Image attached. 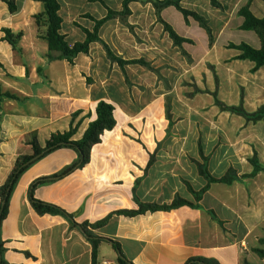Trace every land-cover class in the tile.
<instances>
[{
    "label": "crops",
    "instance_id": "1",
    "mask_svg": "<svg viewBox=\"0 0 264 264\" xmlns=\"http://www.w3.org/2000/svg\"><path fill=\"white\" fill-rule=\"evenodd\" d=\"M123 1L58 0L61 33L70 46L84 42V30L93 32L110 10L117 13L100 27L101 41L71 65L48 58L47 27L35 19L44 12L41 2L17 0L12 13L0 0V188L18 157L32 154L33 139L44 146L53 134L69 131L72 116L81 112L74 136L80 140L105 101L114 106L117 124L93 147L90 162L34 192L37 200L62 208L78 224L113 214L107 225L93 230L106 239L96 264H120L107 240L120 243L132 264H186L196 257L264 264L255 251L264 250V172L251 176L250 162L256 156L264 166V121H248L216 103L217 98L228 106L243 104L249 113L264 105V66L255 69L256 63L240 59L242 51L233 47L261 49L259 36L241 29L245 19L239 11L250 4L254 16L264 19V1L217 0L221 7L212 0L182 1V8L208 21L212 42L195 19L175 7L163 9L162 20L191 41L181 46L151 3L132 2L130 14L122 16ZM6 29L22 34L17 50L4 39ZM104 45L118 58L144 60L152 69L122 68ZM189 85L195 96L188 101L181 96L183 89L190 92ZM202 154L214 177L233 170L241 178L212 183L197 202L187 183L197 192L207 185L196 164L203 162ZM78 158L73 149L62 148L22 175L0 228L6 264H93V246L84 232L63 216L40 215L29 199L35 180L61 172ZM177 197L199 207L133 218L114 214L138 209L137 200L171 204Z\"/></svg>",
    "mask_w": 264,
    "mask_h": 264
},
{
    "label": "trees",
    "instance_id": "2",
    "mask_svg": "<svg viewBox=\"0 0 264 264\" xmlns=\"http://www.w3.org/2000/svg\"><path fill=\"white\" fill-rule=\"evenodd\" d=\"M36 1L41 2L44 5V12L36 15L35 19L38 26L41 27L45 25L47 27V31L43 37L48 42V46H49L48 58L50 60H55V59L66 60L71 65L75 64V59L80 54L89 53L90 45L92 43L101 41L99 37L100 27L106 21L112 19L117 15L116 12L110 10L108 16L105 19L96 22V26L93 32H90L89 30H84L87 35V38L84 42H79L73 46H70L66 41V36L61 33L63 20L59 15L60 4L58 0H36ZM90 1L101 2L104 4V0H90ZM182 1L184 0H124L123 1L124 10L122 12V16H126L130 14L129 4L132 2L151 3L157 11V14L159 16V21L164 24L166 31L173 39L175 45L181 46L183 43L191 42V41L180 37L175 32V30L169 24L164 22L160 17V13L163 9L168 7H175L185 16L186 19L190 17L195 19L200 24V26L206 30V32L209 35L210 41L212 42L213 34L208 21L203 16H201L196 12L182 8L181 6ZM5 2L7 3L8 8L12 13L18 10L17 0H5ZM212 4L215 7H221L220 3L217 0H212ZM239 15L244 17L245 19L241 29L246 31H254L259 36L262 43V47L261 49H255L247 44H242L239 46L233 45V47H236L237 49L242 51V54L239 57L240 59L252 60L253 62L256 63L255 69H259L260 67L264 66V19H259L254 16V14L251 12L250 4L243 7L239 11ZM5 33L6 36L4 39L7 40L12 45V47L17 50L22 34L14 35L9 29H6ZM104 46L106 48L110 60L118 63L122 68L130 64H139L146 68L152 69L150 63L144 60H134V61L122 60L117 56H115L107 45ZM216 103L221 108V110L243 116L248 121H252L254 123L264 121V105L261 106L257 111L249 113L244 109L243 104H240L239 106H228L222 103L221 101H219L217 98H216ZM80 113L81 112H77L72 116V124L69 131L53 134L44 146H42L37 139H33L29 143L32 149V154L21 155L18 157L14 169L11 172L8 180L0 188V228L2 222L6 219L8 215L12 193L14 192L22 175L30 167H32L34 164H36L38 161H40L50 153L62 148L73 149L74 151L77 152L79 156L78 160L74 162L72 165L63 169L59 173L35 180L31 184L29 189V199L34 209L40 215L50 214V215L63 216L71 223L72 227L82 230L93 246V264H96L99 245L102 241H105L106 239L96 236L93 233V230L107 225L113 214L107 216L105 219L98 221L94 224H90L88 222L78 224L75 222L74 216L67 213L62 208L54 204L42 202L34 197L35 189L38 186L55 182L87 165L91 160V152L93 147L102 141V135L104 134V132L113 130L116 127L117 122L114 117V106L105 101H101L97 107V119L89 124L86 132L84 133L83 137L80 140H75L74 136L76 135L80 125V123L75 124V121L79 117ZM168 117H170L169 113H168ZM168 134H169V130H168ZM202 160L203 162H196V164L198 166L200 175L206 179L207 185L202 190L197 192L193 190L190 184L187 183L190 192L194 195L197 202H200L202 200L203 195L207 192V190L209 189L212 183L231 184L234 181L239 180L241 178L233 170H229L228 173L221 178H216L211 174L208 168V158L203 155ZM250 162L254 166V172L251 174V176H254L261 171L264 172V166L260 164L256 156L253 157L250 160ZM137 203H138V209L136 210H120L115 212L114 214L133 218L139 215H145L147 213H155L159 211H171L183 206L199 207V205H195L194 203L187 201L181 197H177L171 204L145 203L140 200H137ZM210 213L212 214L215 220L219 221L220 224L224 225V223L218 219V217L213 211H210ZM107 241L110 242L115 248V250L118 252L119 254L118 262L120 264H132L125 257L120 243L115 242L113 240H107ZM262 241L264 242V240ZM4 250L5 249L3 247V242L0 237V264H6V262L2 258ZM255 251L261 258L264 259V250L256 249ZM186 264H220V263L216 259L196 257L189 259L186 262Z\"/></svg>",
    "mask_w": 264,
    "mask_h": 264
},
{
    "label": "rangeland",
    "instance_id": "3",
    "mask_svg": "<svg viewBox=\"0 0 264 264\" xmlns=\"http://www.w3.org/2000/svg\"><path fill=\"white\" fill-rule=\"evenodd\" d=\"M243 32H245V31H243ZM187 87H188V85L187 86L185 85V88H187ZM189 88H190V92H189V90H187V92H185L186 89H183L184 91H182V96H181L182 99L188 100V101L194 99L195 94L194 93L192 94L193 88L190 85H189Z\"/></svg>",
    "mask_w": 264,
    "mask_h": 264
}]
</instances>
